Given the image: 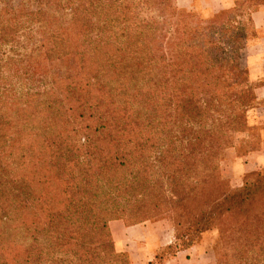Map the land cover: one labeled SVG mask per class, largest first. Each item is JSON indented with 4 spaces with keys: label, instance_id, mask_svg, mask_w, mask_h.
<instances>
[{
    "label": "trees",
    "instance_id": "16d2710c",
    "mask_svg": "<svg viewBox=\"0 0 264 264\" xmlns=\"http://www.w3.org/2000/svg\"><path fill=\"white\" fill-rule=\"evenodd\" d=\"M261 5L0 0V264H114L111 221L164 219L173 241L147 264L212 229L217 264H264V173L234 188L220 169L249 128Z\"/></svg>",
    "mask_w": 264,
    "mask_h": 264
},
{
    "label": "crops",
    "instance_id": "0c3cea01",
    "mask_svg": "<svg viewBox=\"0 0 264 264\" xmlns=\"http://www.w3.org/2000/svg\"><path fill=\"white\" fill-rule=\"evenodd\" d=\"M183 9H195L206 16H211L220 9L230 8L235 0H175ZM252 35L247 40L242 52V62L247 69V80L254 89L255 108L248 112L249 126L259 127V141L256 148L248 150L242 156L227 150L225 168L232 184L239 186L242 177L254 170L264 171V5L250 13ZM160 222H144L128 226L121 220L109 223L110 232L118 252H125L131 258V264H147L155 251L173 241V232L164 234ZM198 246L178 251L162 264H206L204 253L197 251Z\"/></svg>",
    "mask_w": 264,
    "mask_h": 264
},
{
    "label": "rangeland",
    "instance_id": "374dc122",
    "mask_svg": "<svg viewBox=\"0 0 264 264\" xmlns=\"http://www.w3.org/2000/svg\"><path fill=\"white\" fill-rule=\"evenodd\" d=\"M234 6H235V2H234V5L230 8H233ZM226 9H228V8H226ZM187 10H190L192 13H195V14L199 13L200 15L198 14V16L202 17L204 19H207L210 17V16H206V15L202 14L200 11L195 10V9H187ZM27 31H28V34H23V35L21 34L19 37V41H20L21 46L27 45L28 43L30 44L33 41L34 42L37 41V38H38L37 30L33 28V29H31V31L29 29H27ZM250 36H251V32H250ZM29 40H30V42H29ZM5 49L7 50V48H5ZM255 104L253 105L252 109L257 106ZM247 117H248V113H247ZM248 127L249 128L247 130H245L244 132L235 134L234 145L225 150L224 155L220 161V169H221L222 176L225 177L229 181L230 185L234 188L240 187L244 183L246 177H248L249 173L245 174L242 177V181H241L239 186L233 185L231 178H229L227 175V170L225 168V164L223 163L225 160L224 156H225L227 150L234 151V149H235L237 156H242L248 150L256 148V144L259 141V137H258L259 136V134H258L259 133V127L258 126H252L251 127V126H249V124H248ZM262 172L264 173V171H262ZM156 222H160V224H158V225L164 234L167 235V233H169V231L173 232L171 222L168 219H164V220H160V221H156ZM151 223H154V222H151ZM219 244H220L219 235L215 229H212V230L206 231L203 234H201L199 240H197L193 246H198L197 251L198 252L202 251L204 253V256H203V262L204 263H206V264H217L219 254L221 252ZM125 257L127 258L128 263L131 264V258L129 257V255L127 253L118 252L115 249V257L113 259L114 264H127V262H124Z\"/></svg>",
    "mask_w": 264,
    "mask_h": 264
}]
</instances>
